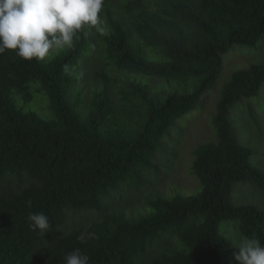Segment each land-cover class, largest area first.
Listing matches in <instances>:
<instances>
[{"label": "trees", "instance_id": "obj_1", "mask_svg": "<svg viewBox=\"0 0 264 264\" xmlns=\"http://www.w3.org/2000/svg\"><path fill=\"white\" fill-rule=\"evenodd\" d=\"M113 1L105 0L101 13L106 34L85 28L51 60L0 54V264H65L77 248L90 264H238L241 234L264 243V202L236 205L231 192L246 183L264 191V170L252 162L255 150L239 143L231 110L258 95L264 65L239 70L224 85L213 116L216 140L194 152L199 193L157 191L148 216L113 214L62 230L68 210L99 212L120 186L141 190L144 172L158 173L154 156L164 137L213 89L225 55L264 36V0ZM99 59L126 76L119 103L109 74L91 69ZM93 71L101 87L93 86ZM146 78L197 86L162 101L165 89ZM36 93L49 101L46 118L29 109ZM33 212L49 217L44 236L31 228ZM230 229L233 239L225 235ZM83 232L96 238L81 242Z\"/></svg>", "mask_w": 264, "mask_h": 264}, {"label": "rangeland", "instance_id": "obj_2", "mask_svg": "<svg viewBox=\"0 0 264 264\" xmlns=\"http://www.w3.org/2000/svg\"><path fill=\"white\" fill-rule=\"evenodd\" d=\"M117 1L110 4L114 5ZM120 18L126 20L130 31L134 32L131 18L128 15H121ZM157 58L161 59L162 56L157 54ZM252 65H264V36L255 47L235 45L225 55L222 71L213 89L204 93L196 108L177 120L164 137L162 148L154 156V161L158 165V173L146 170L144 172L145 185L141 190L136 191L128 185L120 186L118 191H114L105 198L103 201L104 209L99 212L84 210L70 213L73 210H68L67 222L62 230L68 232L72 228L88 226L94 221H101L113 214L124 213L127 217L134 219L148 216L152 213V209L147 201L153 199L157 191V194L161 192L166 197H173L176 192L181 193L182 196H192L199 193L200 183L191 171L195 158L194 152L199 146L216 140L213 116L216 113L224 85L231 80L235 72L247 69ZM101 68L112 78V82H110L112 92L110 94L119 103L122 97L121 88L125 87V74L113 68L105 67L103 59L93 61L92 70ZM90 77L91 82L95 84L91 83L93 86L101 87L100 82L97 79L95 81L94 71L90 72ZM146 79H150V84L157 90L165 89V92L160 95L162 101L174 93L173 90L185 88L176 85L169 87L165 84L166 82L159 79ZM196 86L197 83L194 80L185 89L192 93ZM166 87L170 89H166ZM134 103L140 104L136 100ZM48 104L49 101L44 93H36L29 109L46 118L51 114ZM129 108L134 109L132 106ZM231 120L239 134V143L255 150L252 162L264 170V84L257 96L245 99L231 110ZM246 184H236L233 187L232 202L236 205L263 203L264 191L256 189L254 185ZM220 231H225L224 224L220 226ZM225 235L233 239L237 233L230 229V232H226ZM151 254L155 255L156 250L152 249Z\"/></svg>", "mask_w": 264, "mask_h": 264}, {"label": "clouds", "instance_id": "obj_3", "mask_svg": "<svg viewBox=\"0 0 264 264\" xmlns=\"http://www.w3.org/2000/svg\"><path fill=\"white\" fill-rule=\"evenodd\" d=\"M105 0H0V54L11 50L24 60H51L72 47L77 33L94 28L106 34L101 13ZM31 228L44 236L50 231L49 217L43 212L28 216ZM94 232H83L77 239H95ZM238 264H264V243L260 239L239 236ZM65 264H90V257L79 248L65 256Z\"/></svg>", "mask_w": 264, "mask_h": 264}]
</instances>
